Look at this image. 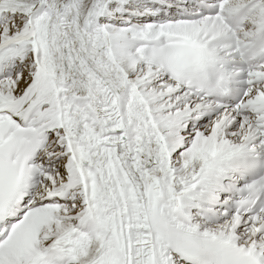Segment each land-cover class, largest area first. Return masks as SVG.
I'll return each instance as SVG.
<instances>
[{"label": "snow or ice", "instance_id": "1", "mask_svg": "<svg viewBox=\"0 0 264 264\" xmlns=\"http://www.w3.org/2000/svg\"><path fill=\"white\" fill-rule=\"evenodd\" d=\"M0 264H264V0H0Z\"/></svg>", "mask_w": 264, "mask_h": 264}]
</instances>
